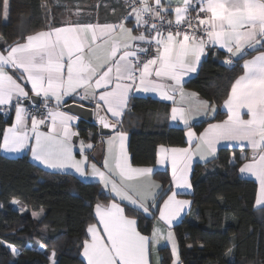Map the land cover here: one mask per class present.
<instances>
[{
	"label": "snow or ice",
	"instance_id": "1",
	"mask_svg": "<svg viewBox=\"0 0 264 264\" xmlns=\"http://www.w3.org/2000/svg\"><path fill=\"white\" fill-rule=\"evenodd\" d=\"M125 3L130 10L116 22L49 24L0 47V109L15 112L14 122L0 133V151L28 150L44 167L96 178L102 191H109L111 202L95 204L96 222L86 229L81 245L86 264H152L153 249L162 240L171 245L173 264H179L171 228L191 203L179 195L192 187L194 157H214L221 141L250 148L251 157H240L239 172L258 182L255 203L264 206V0ZM9 7V0H0L5 18ZM172 15L174 20L165 24V16ZM209 47L225 51L224 64H243L223 101L227 118L197 133L190 121L201 109L207 114L209 102L197 99L199 107L194 109L190 97L197 94L185 93L183 81L197 70ZM251 52L256 54L244 59ZM134 93H154L171 101V120L187 128V147H158L157 165L171 168L170 186L163 194L160 185L147 180L154 169L133 166L125 148L121 117ZM33 97L42 98L43 111L25 107ZM66 98L93 101L101 128L112 130L101 140L107 145L101 167L90 163L94 145L74 140L79 133L73 122L79 117L63 110ZM230 162L235 164L236 157ZM18 210L25 211L22 206ZM33 216L39 219L40 213ZM141 218L156 221L149 234L140 230ZM50 260L56 264L55 252Z\"/></svg>",
	"mask_w": 264,
	"mask_h": 264
},
{
	"label": "trees",
	"instance_id": "2",
	"mask_svg": "<svg viewBox=\"0 0 264 264\" xmlns=\"http://www.w3.org/2000/svg\"><path fill=\"white\" fill-rule=\"evenodd\" d=\"M9 4L7 18L0 11V47L49 24L58 26L64 11L55 0H9ZM225 58L224 51L209 47L197 75L185 84L217 108L214 118L194 125L197 132L225 117L223 101L243 63L240 60L229 67L223 63ZM38 107L43 109L41 103ZM170 109L169 103L150 97H131L121 127L129 135L133 165H154L161 144H186V128L169 124ZM11 123L12 112L7 117L0 112V133ZM77 129L86 141L97 144L102 138L98 128L84 120ZM232 157H236L235 164L230 162ZM240 164L237 149L221 148L212 160L194 166L191 209L174 227L180 264H264V206L255 207L257 185L240 175ZM154 178L162 184L163 194L170 186V174L157 171ZM110 201L99 182L47 171L26 155L9 158L0 151V264H51L53 252L56 264H86L81 245L88 225L96 222L94 206ZM21 206L25 211L18 210ZM33 212H41L39 219ZM138 223L149 234L154 220L141 218ZM161 254L162 264L172 263L168 247Z\"/></svg>",
	"mask_w": 264,
	"mask_h": 264
},
{
	"label": "crops",
	"instance_id": "3",
	"mask_svg": "<svg viewBox=\"0 0 264 264\" xmlns=\"http://www.w3.org/2000/svg\"><path fill=\"white\" fill-rule=\"evenodd\" d=\"M55 1H56V4H58V5H60L61 7L64 8V11H63L62 15L60 16V24L58 26H61V25L66 24L68 22H74V21H77V20H79L80 22H100V23H103V22H116L123 15H125L126 12H128L130 10L128 5L125 3V0H55ZM166 2H167V0H165V3ZM170 17L174 20V15H172ZM133 23H134V20H133ZM127 26L128 27H132L133 24L129 23ZM216 48H218V47H216ZM222 51H224V50H222ZM207 52H208V49L206 50V54L201 57L200 63L198 65V67H197V70L195 72L189 73V75L184 77L183 89H184L185 93H195L192 90H189V89L185 88V84L189 80L193 79L197 75V73L199 71V68H200V65H201L202 61L204 60V58L206 57ZM255 54L256 53L252 54L251 56L247 57L246 59H251L252 56H254ZM29 87H30V85H29ZM30 95H31V93H30ZM131 97H150V98L162 101V102L169 103L171 105V107L174 106L171 101H163V100H161L159 98V96L157 94H154V93H134V94H132L130 96V99H131ZM130 99H129V102H130ZM197 99H199L201 101H207V100L201 99L198 96L190 97L191 104H192L194 109L196 107H199V105L197 104ZM177 100H179L178 96H177ZM66 101H67V103L65 104V106L63 108V110H65V111H67L65 109V107L67 105H70V104H81V105L88 106V107H90L92 109H94V107H95L94 102L93 101H89V100H79V99L73 100L72 98H66ZM25 102H28V101H25ZM129 102H128V105H129ZM40 103L43 106L42 98H41V102ZM52 103L54 104V101ZM128 105H127V108H128ZM185 106H187V103L185 104ZM209 106L210 107H209V110L207 111V114H205L204 110L201 109V111H199L197 114H195L192 117L190 123L195 125V124H198V123H200L202 121L214 118L216 116V113H217V108H216V106L212 105L210 102H209ZM213 107L215 108V112L214 113L211 111V108H213ZM127 108H126V110H127ZM221 109H222L223 112H225V117L222 119V120H224V119L227 118V109L223 105H222ZM126 110H125V112H126ZM11 112H12V123H13L14 119H15V112H14V110H11ZM70 114L75 115V114H73L71 112H70ZM170 117H171V109H170V115H169V124L171 126H175V127H184V128H186L183 125V123L178 122V121L174 122V121L171 120ZM122 118H123V116L121 117V119ZM244 118H247V116H245ZM80 120H83V119H81L79 117L77 121L73 122L74 130L77 131V132H78L77 127H78V124H79ZM222 120L212 121V122H209V123H217V122H220ZM209 123H207L203 127V129L201 131H199V132H202L208 126ZM186 131H187V128H186ZM194 131H196L195 128H194ZM199 132H197V133H199ZM109 135H111V134H109ZM109 135L102 136V138L98 141L97 144H95V143H93L91 141H86L83 138H81L80 136L74 137V140L76 139L77 144L79 143L80 140H84L85 142H91L94 145V147H93V149L91 151V156H94L95 159L94 160L90 159V163H97V166L101 167L102 164H103L104 157L107 155V145L106 144H101V140L102 139L106 140ZM185 140H186V144L184 146H180V147H187L188 146L187 145L186 132H185ZM125 148H126V151H127L128 155H129V157L131 159V155H130V151H129V135L128 134H127V140L125 142ZM221 148L237 149L239 151V153H240V157L242 155H247V156L251 157V155H252L251 149L250 148L244 149L242 146H239V142L221 141L220 144L217 146V152H216L215 156L217 155L218 151ZM157 150H158V148H157ZM156 153H157V151H156ZM1 154L6 156V157H9V158H17V157H21V156L26 155V156H28L29 160L33 164L38 165V166L42 167L43 169H45L47 171L72 174V175L76 176L77 178H79L80 180H82L84 182H98V179L92 178L90 176H88V177H80L79 174H75L74 171L71 170V169L64 170V171L48 169V168L44 167L43 165L39 164L37 161H34L32 159V157H31L30 151H28V150H25V151H23L21 153H6V152L1 151ZM214 157L213 156H209V157H206L205 159H201L199 156L194 157L192 165H191L190 176H189L191 185H192L191 175H192V171L194 169V166L197 163L208 162V161L212 160ZM77 158L79 159L80 157L77 155ZM232 159H233V157H232ZM133 166H135V165H133ZM135 167H151V168H153L154 171H153L152 175L149 178H147V180H148V182L154 183L156 185H160L161 186L160 187V191H162V184L158 180H156L154 178V173L157 172V171H161V172L167 171L170 174V177H171L170 165L166 167V166H163V165H157V163L155 162V164L152 165V166H135ZM88 171L89 172L91 171L90 167H89ZM243 178L253 180L256 183V185H257V192H258L259 185H258V182L255 181L254 177H250V176L245 175ZM167 187L164 189V192H167V190L169 188V187L168 188ZM105 190L109 193V191L107 189H105ZM191 192H192V187L190 189H187V190H180L179 198L180 199H186V200H189L191 202V199L189 198V195L191 194ZM257 192H256V196H257ZM255 201H256V198H255ZM15 205L18 206V204H15ZM255 207H263V206H258L255 203ZM24 209H26V208H24ZM190 209H191V203H190V205L188 207H186L185 211L181 214L180 218H178V220L174 221L173 224H172L171 231L174 233V237H175L176 242H177V238H176V234H175V231H174V227H175L176 224H178L184 218V216H186L189 213ZM40 215H41V212H40ZM157 215H158V213H157ZM154 223H156L155 220H154ZM161 226L163 227V225H161ZM166 232H167V228H165V234H166ZM177 245H178V243H177ZM165 247H168L170 249V251H171L170 243L162 240L157 245V247L155 249H153L152 256H151L152 264H162L161 249L165 248ZM178 252H179V248H178ZM171 254H172V252H171ZM81 257L84 260V262L86 263V260L82 256V251H81ZM171 264H173V257H172V263ZM179 264H180V259H179Z\"/></svg>",
	"mask_w": 264,
	"mask_h": 264
},
{
	"label": "water",
	"instance_id": "4",
	"mask_svg": "<svg viewBox=\"0 0 264 264\" xmlns=\"http://www.w3.org/2000/svg\"><path fill=\"white\" fill-rule=\"evenodd\" d=\"M233 65H231V66L228 65V66L232 67ZM32 102L38 105L41 102V98L40 97H33ZM65 109L67 111L70 110L71 113L77 115L78 117H80L84 121L95 125L98 128V132L100 135L106 136V135L112 134L111 129H102L101 128V126H100V124L96 118V115L94 114V109H92L88 106H85V105H81V104H70V105H67L65 107ZM75 141H76V139H75Z\"/></svg>",
	"mask_w": 264,
	"mask_h": 264
},
{
	"label": "built area",
	"instance_id": "5",
	"mask_svg": "<svg viewBox=\"0 0 264 264\" xmlns=\"http://www.w3.org/2000/svg\"><path fill=\"white\" fill-rule=\"evenodd\" d=\"M195 13H193L194 15ZM168 19H172L170 16H165V24H166V21ZM157 23H159V21H157ZM25 103V106L30 110V111H35L37 109H40L41 111H43L42 108H39L37 104L33 103L32 101H28V102H24ZM0 112L3 113L6 117L10 114L11 110H8L6 108L4 109H0Z\"/></svg>",
	"mask_w": 264,
	"mask_h": 264
},
{
	"label": "rangeland",
	"instance_id": "6",
	"mask_svg": "<svg viewBox=\"0 0 264 264\" xmlns=\"http://www.w3.org/2000/svg\"><path fill=\"white\" fill-rule=\"evenodd\" d=\"M18 252V251H17Z\"/></svg>",
	"mask_w": 264,
	"mask_h": 264
}]
</instances>
